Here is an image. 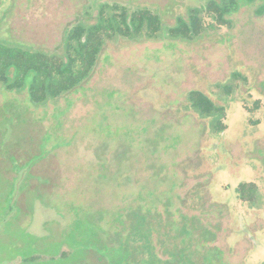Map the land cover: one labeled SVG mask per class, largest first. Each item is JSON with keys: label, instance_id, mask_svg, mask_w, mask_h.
I'll list each match as a JSON object with an SVG mask.
<instances>
[{"label": "rangeland", "instance_id": "obj_1", "mask_svg": "<svg viewBox=\"0 0 264 264\" xmlns=\"http://www.w3.org/2000/svg\"><path fill=\"white\" fill-rule=\"evenodd\" d=\"M204 1L0 0V42L60 52L64 31L93 24L98 3L146 6L168 27ZM255 7L193 42H109L81 87L45 105L0 85V264H24L32 243L52 240L38 263L48 264L68 250L52 235L87 213L97 223L88 239L99 224L114 238L139 207L151 209L163 261L264 264V15ZM191 90L224 108V131L189 107ZM243 182L256 185V205L238 199Z\"/></svg>", "mask_w": 264, "mask_h": 264}, {"label": "trees", "instance_id": "obj_2", "mask_svg": "<svg viewBox=\"0 0 264 264\" xmlns=\"http://www.w3.org/2000/svg\"><path fill=\"white\" fill-rule=\"evenodd\" d=\"M252 5H256V16L264 15V0H205L199 6L188 8L185 17H176L173 25L164 27L159 14L146 6L98 3L93 24L78 22L64 31L60 52L0 42V85L6 92L25 91V97L34 106L45 105L81 87L90 78L103 47L109 42L158 39L193 42L221 28L230 30L232 21L229 17L242 7ZM186 100L198 117L211 120L215 133L225 130L222 106L215 105L198 90L189 91ZM236 194L240 201L250 206L258 203L254 183H240ZM150 213L149 208L130 209L125 214L131 223L123 234L116 233L113 238L99 224V231H93L89 239L88 230L95 228L97 223L87 213V217L77 220L74 230L52 235L54 241L68 244V250L59 249L48 264H171V259L163 261L155 255ZM102 214L98 212V220L102 219ZM74 232L79 234L76 235L78 240L73 239ZM52 243V240L45 244L32 243L34 254L23 258L22 263L38 264L44 259L43 254L51 255L49 247Z\"/></svg>", "mask_w": 264, "mask_h": 264}]
</instances>
